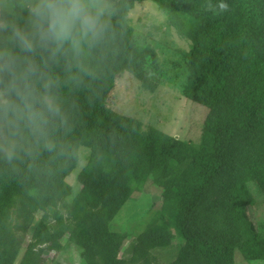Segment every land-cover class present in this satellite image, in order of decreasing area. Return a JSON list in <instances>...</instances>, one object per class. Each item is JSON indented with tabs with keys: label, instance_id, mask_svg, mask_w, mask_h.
Returning <instances> with one entry per match:
<instances>
[{
	"label": "trees",
	"instance_id": "1",
	"mask_svg": "<svg viewBox=\"0 0 264 264\" xmlns=\"http://www.w3.org/2000/svg\"><path fill=\"white\" fill-rule=\"evenodd\" d=\"M104 1L102 38L50 65L61 108L54 147L32 145L11 160L0 150V264L15 263L41 201L47 207L18 264L62 250V238L81 249L85 264H156L152 251L171 247L167 264H234L235 252L264 262V235L248 215V185L264 197V0ZM144 1L191 40L179 89L208 110L197 143L107 107L124 72L146 91L170 80L155 48L139 45L127 21ZM81 148L88 158L73 194L67 178ZM148 182L161 188L160 206L118 257L127 235L110 223Z\"/></svg>",
	"mask_w": 264,
	"mask_h": 264
},
{
	"label": "clouds",
	"instance_id": "2",
	"mask_svg": "<svg viewBox=\"0 0 264 264\" xmlns=\"http://www.w3.org/2000/svg\"><path fill=\"white\" fill-rule=\"evenodd\" d=\"M4 4V0H0ZM0 19V150L11 160L32 145L51 150L61 108L50 65L80 55L103 35L97 0H15Z\"/></svg>",
	"mask_w": 264,
	"mask_h": 264
},
{
	"label": "rangeland",
	"instance_id": "3",
	"mask_svg": "<svg viewBox=\"0 0 264 264\" xmlns=\"http://www.w3.org/2000/svg\"><path fill=\"white\" fill-rule=\"evenodd\" d=\"M102 6L103 13H109V5L104 0H97ZM7 0H4V4ZM4 4H0V12L4 11ZM128 24L132 27L139 45H152L158 55L160 65L169 73L170 80L162 83L153 91L141 88L140 83L130 74L124 72L115 77L114 85L107 99V107L116 113L141 121L144 126L154 127L163 133L177 137L186 142L197 143L201 136L202 123L207 115V108L188 101L180 94L179 86L182 82L181 57L187 52L191 40L186 34L177 32L169 25L166 16L160 12L155 4L144 1L135 4L127 15ZM88 151L81 148L78 153V164L67 178L72 185V193L77 190L75 178L86 164ZM254 203L248 208V215L255 227L264 235V197L253 185H248ZM161 188L148 182L143 189L133 195L117 213L110 223V231L126 233L118 257H121L129 243L135 241L154 211L160 206ZM70 198L67 199L69 201ZM47 201H41L37 212L24 237L22 247L14 264H18L26 245L31 240L34 228L47 207ZM61 213L65 209L59 207ZM18 224L21 218L15 219ZM52 224L53 221L49 220ZM21 225V224H20ZM63 249L45 250L38 264H85L81 258V249L73 244H66L61 239ZM175 248L153 250L156 264H167L174 258ZM98 264H101L97 260ZM234 264H264L263 261H245L238 253H234Z\"/></svg>",
	"mask_w": 264,
	"mask_h": 264
}]
</instances>
